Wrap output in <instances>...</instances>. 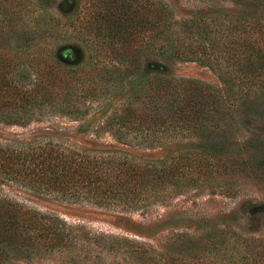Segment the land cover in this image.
<instances>
[{
  "label": "trees",
  "instance_id": "16d2710c",
  "mask_svg": "<svg viewBox=\"0 0 264 264\" xmlns=\"http://www.w3.org/2000/svg\"><path fill=\"white\" fill-rule=\"evenodd\" d=\"M216 1L244 14L172 23L157 0H0V124L26 126L48 116L80 119L96 102H121L105 123L119 143L164 151L166 133L196 140L186 145L190 150L171 154L169 163L137 160L117 148L91 152L53 142L0 147V184L67 205L138 211L215 176L241 173L264 182L263 160L223 161L210 152L235 129L241 104L252 99V107L264 108V0ZM57 5L73 10L66 21L52 14ZM176 24L180 35L172 34ZM126 42L130 61L115 68V45ZM154 49L162 57L224 70L229 93L166 76L165 65L144 61ZM124 80L140 85L118 96ZM76 229L0 192V264L7 249L20 246L72 254L73 264H81Z\"/></svg>",
  "mask_w": 264,
  "mask_h": 264
},
{
  "label": "rangeland",
  "instance_id": "374dc122",
  "mask_svg": "<svg viewBox=\"0 0 264 264\" xmlns=\"http://www.w3.org/2000/svg\"><path fill=\"white\" fill-rule=\"evenodd\" d=\"M157 1L167 8L172 23L185 19L192 21L201 16L212 17L217 13L244 14L232 4L216 0ZM58 5L53 7L57 11L52 14L64 15L63 21H66L73 10H58ZM124 8L129 11L130 5ZM126 27L125 38L129 41V20ZM180 28L179 24L174 25L172 34L180 35ZM67 33L71 35L72 28ZM73 41L58 40L56 45ZM127 45V42L123 47L115 45L119 49L113 57L115 68H122V64L130 61V47ZM85 49L88 57L89 51ZM144 61L165 65L168 77L198 81L221 95L229 93L227 74L215 65L180 62L173 57H162L155 49L145 54ZM102 62L109 63V60L103 58ZM123 85L117 88L118 96L130 94L140 84L138 80L131 83L124 80ZM254 102L250 99L241 104L243 108L235 120V129L226 139L213 144L217 149L212 148L210 152L216 153L218 159L239 161L249 157L264 162V113H261L264 108L259 111V108L252 107ZM120 103L96 102L80 119L48 116L26 126L0 124V147L53 142L91 152H108L117 148L137 160L169 163L171 154L190 150L192 147L186 145L196 142L185 135L169 136L166 133L162 138L164 151L135 149L140 146L119 143L105 123ZM0 192L8 199L58 215L75 226L81 264H264V182L258 181L256 176L241 173L215 176L208 182L201 181L198 186L169 194L164 203H153L138 211L67 205L12 183L0 184ZM71 257L72 254L66 256L59 252L33 253L20 246L7 249L3 253V262L73 264Z\"/></svg>",
  "mask_w": 264,
  "mask_h": 264
}]
</instances>
